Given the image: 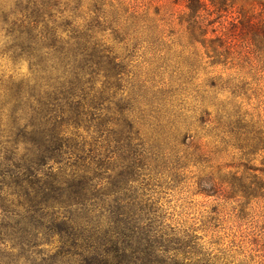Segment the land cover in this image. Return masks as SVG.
Listing matches in <instances>:
<instances>
[{
  "label": "trees",
  "instance_id": "obj_1",
  "mask_svg": "<svg viewBox=\"0 0 264 264\" xmlns=\"http://www.w3.org/2000/svg\"><path fill=\"white\" fill-rule=\"evenodd\" d=\"M252 1L261 8L250 23L264 36V2ZM84 2L0 0V50L30 70L0 77V264H205L190 233L135 196L138 125L123 114L109 119L97 102L95 80L111 52L104 35L115 26V40L126 37L118 19L127 11L94 1L84 18ZM182 3L193 45L228 43L209 17L229 0ZM141 23L161 42L162 32Z\"/></svg>",
  "mask_w": 264,
  "mask_h": 264
},
{
  "label": "rangeland",
  "instance_id": "obj_2",
  "mask_svg": "<svg viewBox=\"0 0 264 264\" xmlns=\"http://www.w3.org/2000/svg\"><path fill=\"white\" fill-rule=\"evenodd\" d=\"M94 1L104 0H85L84 18ZM182 1L102 4L107 12L123 4L127 16L118 20L128 33L115 40L113 26L104 35L111 52L95 80L97 102L109 119L136 122L143 156L139 172L129 171L135 196L166 225L190 233L205 264H264V36L250 23L261 7L229 0L222 12L211 9L216 36L228 38L214 51L191 43ZM141 21L162 32L161 42L149 41ZM135 22L141 30L132 31ZM29 73L27 62L0 50V77Z\"/></svg>",
  "mask_w": 264,
  "mask_h": 264
}]
</instances>
